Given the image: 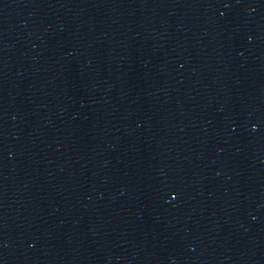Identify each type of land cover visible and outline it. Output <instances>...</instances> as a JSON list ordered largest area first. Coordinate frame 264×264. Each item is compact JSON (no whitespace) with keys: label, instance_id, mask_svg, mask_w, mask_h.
Masks as SVG:
<instances>
[{"label":"water","instance_id":"95a60500","mask_svg":"<svg viewBox=\"0 0 264 264\" xmlns=\"http://www.w3.org/2000/svg\"><path fill=\"white\" fill-rule=\"evenodd\" d=\"M0 264H264V0H0Z\"/></svg>","mask_w":264,"mask_h":264}]
</instances>
